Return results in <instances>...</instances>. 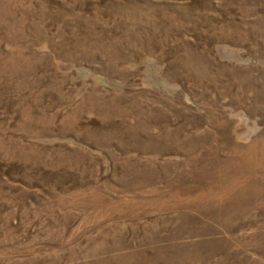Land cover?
I'll use <instances>...</instances> for the list:
<instances>
[{"label": "rangeland", "instance_id": "obj_1", "mask_svg": "<svg viewBox=\"0 0 264 264\" xmlns=\"http://www.w3.org/2000/svg\"><path fill=\"white\" fill-rule=\"evenodd\" d=\"M0 264H264V0H0Z\"/></svg>", "mask_w": 264, "mask_h": 264}]
</instances>
